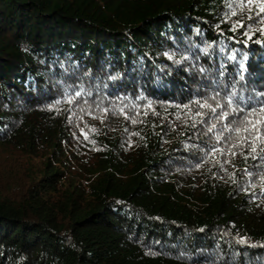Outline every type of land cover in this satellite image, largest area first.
<instances>
[{"label":"trees","instance_id":"trees-1","mask_svg":"<svg viewBox=\"0 0 264 264\" xmlns=\"http://www.w3.org/2000/svg\"><path fill=\"white\" fill-rule=\"evenodd\" d=\"M260 29L240 0H0V264H264V152L213 154L240 117L191 103L264 100Z\"/></svg>","mask_w":264,"mask_h":264},{"label":"snow or ice","instance_id":"snow-or-ice-1","mask_svg":"<svg viewBox=\"0 0 264 264\" xmlns=\"http://www.w3.org/2000/svg\"><path fill=\"white\" fill-rule=\"evenodd\" d=\"M240 6L247 7L249 12L255 11L257 22L259 24H264V0H240ZM235 14V12L232 13V15ZM248 19L252 20L253 16L249 15ZM244 27L245 24L237 20L232 26V30L234 31L236 28ZM252 31V26H248V30L244 34L248 35L249 39H251L250 33ZM260 31H264V29H260ZM219 95V93H216L215 96L211 97V99L216 101L215 106L208 103V98L203 100L196 99L191 102L201 109H207V113L200 111L195 113V116L200 117L199 123L207 125L205 134L212 133L216 127L215 123L212 122V117H215V120L221 123L228 121L230 116L240 117L239 119L229 121V124L226 126V130L229 133H234V137L229 136L225 138L222 134H217L216 136L217 143L225 140L229 143L230 147L227 150L213 148L211 150L212 153H218L221 156L231 155L232 157L239 154L243 155L245 159L251 154L252 158L255 159L256 156L254 154L257 153L258 149L260 152H264V100L245 101L242 96H237V93L233 91L226 94L224 97L225 103H221L220 100L217 99ZM73 96L79 97L80 93H74ZM69 102H74V100H70ZM85 103H87V101H85ZM178 107L180 106L178 105ZM183 107L189 108L190 105H183ZM104 111L105 114H107L108 110L105 109ZM208 113L211 115L209 116ZM120 114L132 123L137 122L135 117L127 115L124 113L123 109H120ZM137 115H140V113H137ZM144 115H147V113H144ZM206 116L208 117L207 119H205ZM193 127H195V123ZM235 149H241L242 151L237 153ZM216 163H220L221 168H223V164L229 163V161L226 159L223 163L220 161H216Z\"/></svg>","mask_w":264,"mask_h":264}]
</instances>
